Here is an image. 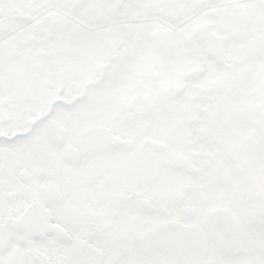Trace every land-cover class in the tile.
Listing matches in <instances>:
<instances>
[{
	"label": "snow or ice",
	"instance_id": "snow-or-ice-1",
	"mask_svg": "<svg viewBox=\"0 0 264 264\" xmlns=\"http://www.w3.org/2000/svg\"><path fill=\"white\" fill-rule=\"evenodd\" d=\"M0 264H264V0H0Z\"/></svg>",
	"mask_w": 264,
	"mask_h": 264
}]
</instances>
